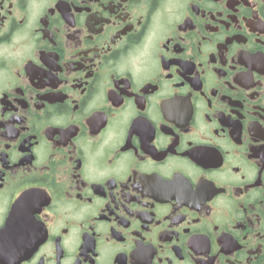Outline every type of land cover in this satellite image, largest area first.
Returning a JSON list of instances; mask_svg holds the SVG:
<instances>
[{"label": "flooded vegetation", "instance_id": "af4514ba", "mask_svg": "<svg viewBox=\"0 0 264 264\" xmlns=\"http://www.w3.org/2000/svg\"><path fill=\"white\" fill-rule=\"evenodd\" d=\"M0 264H264V0H0Z\"/></svg>", "mask_w": 264, "mask_h": 264}]
</instances>
